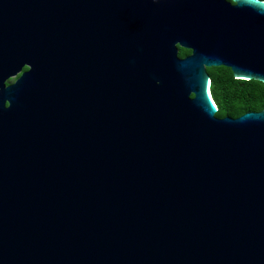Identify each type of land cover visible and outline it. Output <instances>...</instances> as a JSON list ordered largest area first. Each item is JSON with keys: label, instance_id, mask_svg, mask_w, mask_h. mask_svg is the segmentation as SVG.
<instances>
[{"label": "water", "instance_id": "obj_1", "mask_svg": "<svg viewBox=\"0 0 264 264\" xmlns=\"http://www.w3.org/2000/svg\"><path fill=\"white\" fill-rule=\"evenodd\" d=\"M211 65L264 83V0H0V264H264V107Z\"/></svg>", "mask_w": 264, "mask_h": 264}, {"label": "trees", "instance_id": "obj_2", "mask_svg": "<svg viewBox=\"0 0 264 264\" xmlns=\"http://www.w3.org/2000/svg\"><path fill=\"white\" fill-rule=\"evenodd\" d=\"M182 54L189 52L188 48L180 47ZM214 73V83L211 85L216 96L222 101L219 112L223 115H239L244 111L264 107V83L253 79L234 78L229 67L211 65Z\"/></svg>", "mask_w": 264, "mask_h": 264}, {"label": "flooded vegetation", "instance_id": "obj_3", "mask_svg": "<svg viewBox=\"0 0 264 264\" xmlns=\"http://www.w3.org/2000/svg\"><path fill=\"white\" fill-rule=\"evenodd\" d=\"M27 68L26 64H23L18 70H16V72L10 76H8L9 82H11L13 79L16 78V76L24 69ZM6 83V82H5Z\"/></svg>", "mask_w": 264, "mask_h": 264}]
</instances>
